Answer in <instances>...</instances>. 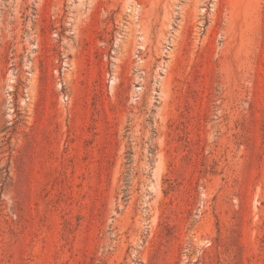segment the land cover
Segmentation results:
<instances>
[{"label":"rangeland","instance_id":"1","mask_svg":"<svg viewBox=\"0 0 264 264\" xmlns=\"http://www.w3.org/2000/svg\"><path fill=\"white\" fill-rule=\"evenodd\" d=\"M0 264H264V0H0Z\"/></svg>","mask_w":264,"mask_h":264}]
</instances>
